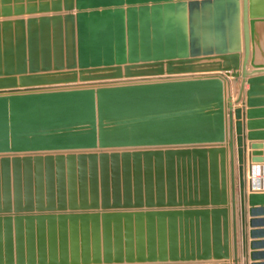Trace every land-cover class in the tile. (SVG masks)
Returning <instances> with one entry per match:
<instances>
[{"label":"water","instance_id":"1","mask_svg":"<svg viewBox=\"0 0 264 264\" xmlns=\"http://www.w3.org/2000/svg\"><path fill=\"white\" fill-rule=\"evenodd\" d=\"M239 102L264 0H0V264H264Z\"/></svg>","mask_w":264,"mask_h":264},{"label":"crops","instance_id":"2","mask_svg":"<svg viewBox=\"0 0 264 264\" xmlns=\"http://www.w3.org/2000/svg\"><path fill=\"white\" fill-rule=\"evenodd\" d=\"M241 60H242V56H241ZM252 69L253 68L248 65L247 71H251ZM227 78H228L227 82H226V80H224V82H225L224 83L225 98H227L228 96L231 95L232 100H235L236 96H237V92H238V87L240 84V78H239V80H237V82L234 81V79L231 76H227ZM247 88H248V85H247V83H245L244 84V90H246ZM233 108H242L240 121L242 123V134H241V136H242V141H243V147L245 148V159H246L245 169L247 171V176H246L247 192H249L250 190H252V191H264V160L263 161H251L250 162V158H249V153L252 151L250 145L252 143L264 144V139H249L248 138V133H250L251 131H264V115L258 116L257 118H248L247 107L243 106L241 104V102L234 104ZM226 113H227V110H225V135H227V129H228V121H227L228 116ZM233 120L235 122L234 117H233ZM250 120L262 121L261 123H263V124H261L260 125L261 127H259V128L249 129L248 122ZM233 134H234V132H233ZM224 144L227 145V138L225 139ZM262 151H264V148L262 149ZM258 157L264 158V154L261 156H258ZM234 164H235V173L237 174V152H236L235 142H234ZM249 166H251V168H252V175H250V176L248 174ZM238 217L239 216H237V218ZM238 224H239V221H238ZM262 228H264V226H262ZM239 239H240V236H239ZM260 239H264V237L260 238ZM249 240H250V238H248V241ZM260 250H264V245L262 248H260ZM239 257H240L239 264H244V262H243L244 257L241 254V242H240V240H239ZM262 261H264V260H262ZM228 263L233 264L231 259L228 260Z\"/></svg>","mask_w":264,"mask_h":264}]
</instances>
